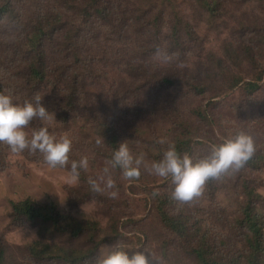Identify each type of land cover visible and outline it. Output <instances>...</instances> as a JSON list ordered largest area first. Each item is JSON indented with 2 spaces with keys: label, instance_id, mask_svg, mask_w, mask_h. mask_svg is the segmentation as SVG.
Masks as SVG:
<instances>
[{
  "label": "rangeland",
  "instance_id": "374dc122",
  "mask_svg": "<svg viewBox=\"0 0 264 264\" xmlns=\"http://www.w3.org/2000/svg\"><path fill=\"white\" fill-rule=\"evenodd\" d=\"M7 2L19 16L12 19L8 13L0 19V93L20 104L39 94L55 114L47 124L49 132L57 138L68 135L72 149L68 164L54 168L39 151L6 155L0 168L5 264H67L36 261L32 245L41 241L42 246L86 249L94 246L93 237L100 246L85 264H95L106 246L116 243L149 252L162 264H199L163 223L159 207L164 202L189 219L191 233L197 240L204 236L211 253L229 263L253 264L247 261L246 233L237 223L246 182L260 195L264 216V167L251 170L245 165L235 174L211 179L202 195L188 203L172 199L171 177L144 168L135 180L124 179L118 167L110 168L116 187L104 193L94 192L89 180L99 181L111 160L99 134L100 121L113 126L119 142L126 141L134 156L143 153L148 164L161 160L169 144L188 143L187 153L194 160L203 158L241 130L264 150V0H0V10ZM47 12L46 17L63 14L64 31L48 38L47 49L54 52L47 69L50 78L39 82L25 75L28 42L17 43V38L23 40L37 25L35 18ZM181 19L190 22V30ZM157 47L175 54L172 60L155 59ZM62 71L68 74L58 81ZM165 76L175 79L171 88L150 81ZM76 78L81 84L74 83ZM251 81L258 86L253 93L245 84ZM53 84H62V91H54ZM196 109L204 115H194ZM44 124L34 120L29 131ZM83 157L88 168L72 183L71 162ZM109 191H117V197L111 198ZM26 198L38 205L54 204L66 218L90 227L80 239L57 235L42 240L40 229L11 218L12 202Z\"/></svg>",
  "mask_w": 264,
  "mask_h": 264
},
{
  "label": "clouds",
  "instance_id": "9594fccd",
  "mask_svg": "<svg viewBox=\"0 0 264 264\" xmlns=\"http://www.w3.org/2000/svg\"><path fill=\"white\" fill-rule=\"evenodd\" d=\"M175 54H169L165 49L157 47L154 58L169 62ZM183 67V65H179ZM39 119L44 126L29 131L32 121ZM55 119L42 103V97L36 94L31 101L14 102L12 96L0 93V142L7 144L13 153L23 152L25 149L39 151L44 155L45 162L50 167L65 166L69 162L72 140L68 135L57 138L49 132L48 123ZM100 141H97L99 144ZM160 143H164L163 140ZM256 152V142L247 132L241 130L234 136L226 138L219 145L211 148L210 154L194 160L184 152L177 151L174 144H169L159 161L148 164L144 154L134 156L127 142L119 144L112 159L107 161L103 176L99 181L90 179L92 190L104 193L116 187L110 173V168H120L124 179L135 180L141 176L144 168L150 174L159 177H171L175 184L172 199L179 203H188L202 195L205 184L211 179H220L226 175L239 172ZM88 158L71 162L70 182L79 179L80 169L87 170ZM103 184V187H101ZM111 198H116L117 191H109ZM107 251L101 252L95 264H162L160 258L144 250H130L127 246L116 243L106 246Z\"/></svg>",
  "mask_w": 264,
  "mask_h": 264
},
{
  "label": "trees",
  "instance_id": "16d2710c",
  "mask_svg": "<svg viewBox=\"0 0 264 264\" xmlns=\"http://www.w3.org/2000/svg\"><path fill=\"white\" fill-rule=\"evenodd\" d=\"M99 1V0H93ZM209 1V0H207ZM208 3V2H207ZM65 6H68L66 4ZM64 6V7H65ZM11 13L14 17L12 19H17L19 16L18 9L11 6L10 2H7L5 7L0 10V19L7 18V14ZM50 12H47L45 15H40L35 18L36 24L33 25L31 30L28 32L29 36L25 37L23 40L17 38V43L22 41H27L25 44V56L27 61H25L27 73L25 75L30 76L31 79L43 82L47 80L49 74L47 69L49 68V58L53 55L54 52L47 49V42L50 36H55L61 30L64 31L63 14L57 13L54 16L46 17ZM53 19V21L51 20ZM184 29L190 30L191 25L187 20L181 19ZM230 50H233L236 53L238 52L229 46ZM62 51H59L57 55L63 58L62 54H59ZM231 53V51H230ZM238 57L239 55L236 54ZM73 64L68 68L75 66ZM143 67V66H142ZM67 68V69H68ZM62 74L57 75L58 81L60 78L68 74L67 71H62ZM76 73V72H75ZM73 73V74H75ZM130 77H132L130 75ZM263 74L259 75L257 81L262 80ZM152 84H156L155 87L165 86L171 88L174 84L175 79L169 76H165L162 79H153L151 80ZM241 79L236 77L235 84H239ZM74 83L81 84V80L78 78L74 79ZM86 83V80L84 84ZM246 89L253 93L258 89L257 82L251 81L246 82ZM59 86L58 88L55 87ZM54 91L61 92L62 84H53ZM3 88L0 86V91ZM3 93V92H2ZM72 102V101H71ZM73 103V102H72ZM206 114V113H205ZM194 115L203 116L204 114L200 109L194 110ZM98 130L100 136L103 138L104 145L108 148L109 158L112 159V155L115 150L119 147V138L117 132L113 126H109L103 121H100L98 124ZM180 144V145H179ZM176 145V149L181 154L189 152L188 149L184 148L188 146V143H179ZM184 150V151H183ZM11 152L9 146L3 142H0V168L5 166L6 155ZM247 167L251 170H260L264 167V150L257 148L254 156L247 162ZM81 171V169L79 170ZM245 202L241 207V216L239 217L238 225L245 231L247 244L249 248V254L247 256V261L252 262L253 264H263L264 257V216L260 214L259 205L260 195L258 196L255 191L251 188L250 183L246 182L245 188ZM164 205L159 207L160 216L163 223L175 234L181 241L184 242V247L190 255H192L199 264H233L216 256L213 252L207 248L208 241L203 236L200 240H197L191 232V227H189V219L183 217L182 215L174 214L171 210V204L164 202ZM11 218L15 224L22 223L23 221L31 224L32 226L40 229V237L42 240H50L52 237L57 235H67L71 240L80 239L84 236L86 230L90 227L89 223H75L71 219L66 218L60 213L58 208L54 204L47 205H38L31 198H26L19 202H12V212ZM44 230V234H43ZM47 231V232H46ZM54 235V236H53ZM91 243H94V246L91 248H68L60 245H43L41 241H35L31 247L32 257L39 262L51 260H60L67 264H85L88 259L95 256L100 244L96 242L95 237L91 239ZM0 264H5V247L0 243Z\"/></svg>",
  "mask_w": 264,
  "mask_h": 264
}]
</instances>
